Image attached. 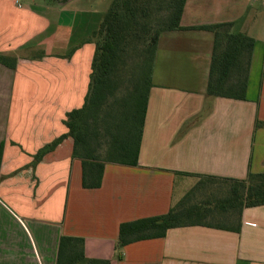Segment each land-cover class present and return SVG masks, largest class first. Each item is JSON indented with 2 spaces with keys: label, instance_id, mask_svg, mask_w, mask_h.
<instances>
[{
  "label": "crops",
  "instance_id": "obj_1",
  "mask_svg": "<svg viewBox=\"0 0 264 264\" xmlns=\"http://www.w3.org/2000/svg\"><path fill=\"white\" fill-rule=\"evenodd\" d=\"M112 2L0 0V55L10 59L0 62V264H56L63 235L110 264H264V205L243 210L239 232L181 226L117 247L121 223L167 213L198 175L264 171V0H186L181 19L229 22L255 39L247 99L208 95L214 33L166 31L136 166L106 162L100 186L86 187L71 136L37 158L85 101L93 33Z\"/></svg>",
  "mask_w": 264,
  "mask_h": 264
},
{
  "label": "trees",
  "instance_id": "obj_2",
  "mask_svg": "<svg viewBox=\"0 0 264 264\" xmlns=\"http://www.w3.org/2000/svg\"><path fill=\"white\" fill-rule=\"evenodd\" d=\"M185 3L113 0L93 33L95 52L85 101L82 107L67 112V133L42 148L37 158L71 136L73 156L84 163L86 187L100 186L106 162L136 166L154 86L158 42L166 31L190 28L214 33L207 93L247 99L255 39L232 32L229 22L182 26ZM9 60L0 55V62L9 64ZM198 176L197 183L167 213L121 223L117 247L161 238L168 229L181 226L205 225L239 232L243 210L264 205V171L250 172L244 179ZM56 264H110V260L87 257L83 238L63 235Z\"/></svg>",
  "mask_w": 264,
  "mask_h": 264
},
{
  "label": "rangeland",
  "instance_id": "obj_3",
  "mask_svg": "<svg viewBox=\"0 0 264 264\" xmlns=\"http://www.w3.org/2000/svg\"><path fill=\"white\" fill-rule=\"evenodd\" d=\"M60 37L63 38L62 41H66L67 39H69V35L68 34H64L63 32L60 33ZM70 37H71V34H70Z\"/></svg>",
  "mask_w": 264,
  "mask_h": 264
},
{
  "label": "built area",
  "instance_id": "obj_4",
  "mask_svg": "<svg viewBox=\"0 0 264 264\" xmlns=\"http://www.w3.org/2000/svg\"><path fill=\"white\" fill-rule=\"evenodd\" d=\"M16 2H18V0H16Z\"/></svg>",
  "mask_w": 264,
  "mask_h": 264
}]
</instances>
